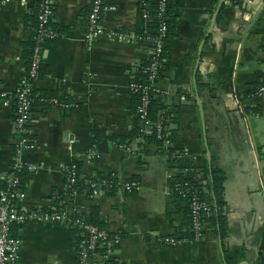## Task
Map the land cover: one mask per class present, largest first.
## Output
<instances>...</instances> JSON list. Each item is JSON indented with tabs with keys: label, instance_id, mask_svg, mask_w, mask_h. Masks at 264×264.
<instances>
[{
	"label": "crops",
	"instance_id": "0c3cea01",
	"mask_svg": "<svg viewBox=\"0 0 264 264\" xmlns=\"http://www.w3.org/2000/svg\"><path fill=\"white\" fill-rule=\"evenodd\" d=\"M36 1L0 0V94H11L7 102L0 100V191L16 161L12 94L28 70L27 17ZM141 1L106 0L115 8L103 14L106 34L88 39L91 0H54L57 37L43 46L48 73L35 90L74 107L36 101L31 130L37 147L22 157L39 169L22 175L20 206L58 210L65 205L87 217L99 209L102 228L121 236L116 264H229L227 250L242 252L238 264H264V97H254L264 85V0L241 5L173 0V33L159 82L167 91L162 113L171 114L170 146L187 154L184 164L193 169V181L206 185L202 170L212 164L223 172L228 222L225 239L209 225L200 240L174 248L161 239L185 236L189 220L185 203L172 194L175 173L167 154L139 139L128 141L130 151L116 143L140 128L129 84L152 47L135 34ZM119 33L134 39L114 36ZM93 146L97 159L87 156ZM73 162L80 166L81 191L75 196L65 173ZM112 172L120 183L137 179L141 190L90 200L85 181ZM15 234L21 240L18 264L78 262V231L67 224H27L17 226Z\"/></svg>",
	"mask_w": 264,
	"mask_h": 264
},
{
	"label": "built area",
	"instance_id": "2783aa9c",
	"mask_svg": "<svg viewBox=\"0 0 264 264\" xmlns=\"http://www.w3.org/2000/svg\"><path fill=\"white\" fill-rule=\"evenodd\" d=\"M106 0H91L90 11L88 14V39L92 37L106 34L103 29V14L106 10L114 7H108ZM168 0H158V13L161 17L167 11ZM55 15L54 0H41L39 9V35L37 44L33 50V57L31 65L25 76L19 82L14 91L15 111L14 124L15 132L17 134V141L15 147L16 161L11 166L10 172L6 178L5 186L0 191V264H18L20 259L21 240L15 234L17 226H24L27 224L45 225V224H67L78 231V262L77 264H97L103 261L108 264H116V250L121 243V236L119 234L111 235L107 230L100 226L87 223L84 220L81 212L76 208L57 210H25L20 206L21 200L25 195L22 185V175L25 173H34L39 167L32 163H27L23 160L22 154L27 150H33L37 147V142L32 135L31 117L36 101H40L45 105L56 106L63 109H71L73 104L61 100L57 97L48 98L46 96H37L36 84L39 80V68L42 64L43 46L47 40H54L57 37L56 32L50 27V23ZM148 18V11L144 14ZM168 24L162 21L160 28L156 31L159 35L158 39L145 38L152 43L149 56V64L139 69L138 66L134 69V77L130 82V90L139 97V104L136 109V115L140 124L142 132H149L152 126L155 127L159 140H162V148L166 151L171 170L175 176L171 181L172 194L174 191L178 192L184 199L190 201L191 206V222L190 231L192 237H165L161 239V244L165 247H177L184 242H195L202 238L205 231V220L212 213L209 203L205 202L199 195V191L192 190L189 178L192 177V169L184 164L186 153L183 151H176L168 154L167 148L170 145V133L164 132V122L158 118L151 117V109L154 98L158 94H167V91L160 87L159 69L166 61L164 38L167 36ZM120 39L130 40L134 36L130 34H114ZM139 38L140 37H136ZM141 71L145 74V80H137V72ZM11 97V94L4 92L0 94V100L6 101ZM255 98L264 97V85L259 87L254 92ZM139 141L145 142L140 138ZM120 148L130 151V146L119 144ZM91 159L99 158L95 146H93L87 153ZM179 160V161H175ZM175 161V162H173ZM68 187L73 196L79 191L75 186L80 184V166L78 163H70L65 168ZM183 174L186 180L180 181L177 175ZM106 179H89L85 181V187L88 189V196L90 200H95L99 197L110 194L116 186L118 190H123L127 194H134L141 190V184L136 180H127L124 183L114 181L115 173L107 174ZM188 179V180H187ZM116 182V184H115ZM205 193V189L201 191ZM60 264V263H55Z\"/></svg>",
	"mask_w": 264,
	"mask_h": 264
},
{
	"label": "trees",
	"instance_id": "16d2710c",
	"mask_svg": "<svg viewBox=\"0 0 264 264\" xmlns=\"http://www.w3.org/2000/svg\"><path fill=\"white\" fill-rule=\"evenodd\" d=\"M233 4L235 5H241L242 4V0H230ZM36 7L34 8V10L31 12V14L28 15V19L31 22V39L29 42L25 43L24 45V58L27 60L28 62V66L31 65L32 62V57H33V50L37 44V39H38V35H39V20H38V16H39V9H40V3L41 0H37L36 1ZM175 5L173 0H168L167 2V11L164 14L163 17H161L158 13V9H159V4H158V0H155L154 2L150 1V0H142L140 3V8H139V28L136 31V36L140 37V38H153V39H158L159 35L157 34V30L160 28V24L162 21H165L168 24V32H167V36L166 38H164V45H165V57L167 54V44L169 43V38L173 33V29L171 27L170 21H169V16L172 12V10L174 9ZM148 11V18L144 17V14ZM221 13L219 15V19L221 18ZM50 27L53 29V20L50 23ZM48 41H52V40H48ZM149 64V60L141 63L138 68L142 69L144 67H146ZM163 67H160L159 69V76H161V72H162ZM48 73L46 66L44 65V60L42 62V64L40 65L39 68V78H42L44 75H46ZM137 80L139 81H144L145 79V74L142 73L141 71H138L137 74ZM136 96V100H137V107L139 104V97L137 94H135ZM166 95L164 94H158L152 103V109H151V117H159L163 122V129L164 132L167 134L168 132H170L169 130V122H170V117L171 114L170 112H164L162 113V110L166 108V105L164 104L163 98ZM47 97V95H46ZM51 96H48V98H50ZM144 139L146 143L151 144V143H156L158 145V147H160L161 150H163L164 152H166L162 147V140L158 139L155 127L152 126L151 130L149 132H142V130L136 129L135 131H133V133L127 137V138H122L120 140H116L117 145L119 144H130V140H138V139ZM171 138V137H170ZM168 154L174 153L176 151H178L176 148H173L169 145V147L167 148ZM175 161H179V160H175ZM173 161V162H175ZM196 171V170H195ZM202 173L207 177L208 179V183L206 185H203L199 182L193 181L192 177L189 178L191 186H192V190H196L199 191V195L201 196V198H203L205 200V202L209 203L211 209H212V213L209 217L206 218L205 220V226L207 228V226L212 225L214 227L217 228L220 236L222 237V239H225V237L228 234V222H227V215L226 213L223 211L224 207H225V199H224V174L222 171L219 170V168L215 167L213 164L211 166H208L206 168H204L202 170ZM194 174V171L192 169L191 171V175ZM185 175L183 174H179L177 175V178L182 182L184 180H186V178L184 177ZM108 178L107 175H101L100 180L106 179ZM114 181L118 182V179H113ZM136 181H138L137 179H134ZM188 180V179H187ZM116 184V182H115ZM118 186L115 187L114 190L110 191V194L114 193L117 189ZM204 188L208 189V193H201V191H203ZM75 189L77 191H81V186L78 184L77 186H75ZM173 196L176 198V201L178 202V204H182L185 203V212L188 216V220H189V232L185 235L186 237H192V233L190 231V222H191V206H190V201L187 199H184L180 196V194L176 191L173 192ZM210 200V201H209ZM65 205L61 208H58L57 211H61L64 210ZM82 214V213H81ZM82 216L84 217L85 222L87 223H91L97 226H100L102 228V224H101V220H100V211L99 209L95 208L93 210L92 215H90L89 217L84 216L82 214ZM205 228V229H206ZM242 252L241 251H232V250H227L226 251V259L227 262L229 264H238L241 259H242ZM97 264H108V262H103V261H98Z\"/></svg>",
	"mask_w": 264,
	"mask_h": 264
},
{
	"label": "water",
	"instance_id": "95a60500",
	"mask_svg": "<svg viewBox=\"0 0 264 264\" xmlns=\"http://www.w3.org/2000/svg\"><path fill=\"white\" fill-rule=\"evenodd\" d=\"M216 19H217V15H216L215 18H214V23H215Z\"/></svg>",
	"mask_w": 264,
	"mask_h": 264
}]
</instances>
